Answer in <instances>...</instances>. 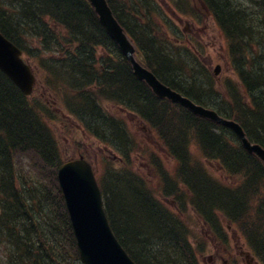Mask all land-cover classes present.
Here are the masks:
<instances>
[{
    "label": "trees",
    "instance_id": "1",
    "mask_svg": "<svg viewBox=\"0 0 264 264\" xmlns=\"http://www.w3.org/2000/svg\"><path fill=\"white\" fill-rule=\"evenodd\" d=\"M201 1L223 30L232 57L241 47L250 50L249 42L260 45L264 41L261 35L264 0ZM122 2L123 7L128 5V11L120 13L112 5V12L135 41L141 62L164 84L238 122L248 140L264 148V118L260 116L264 104V74H259L261 53L255 54L249 63L251 75L242 76L250 88V100L258 108L256 112L240 101L232 89L235 83H226L227 98L202 86L197 79L200 71L184 59L180 49L165 43L163 31L153 19L150 0ZM75 3L76 0L24 3L27 12L35 13L38 20L45 13L56 12L60 16L56 20L47 17L54 21L51 38L60 43V56L66 58H51L46 66L53 82L60 81L67 109L95 137L117 145L130 160L131 153L137 149L136 138L123 117L117 112L111 115L103 107L105 101L120 103L134 110L152 130L156 122L160 129L155 135L176 161L171 174L155 151L151 153V148L147 151L151 159H157L153 164L157 187L135 172L129 163L117 169L110 161L106 163L99 183L109 224L120 244L137 264H195L191 259L188 226L159 200V195L173 202L181 197L178 208H184L188 202L205 220L218 225V214L224 215L264 263V162L247 152L231 129L155 97L145 83L141 85L136 80L124 60H117L119 51L103 28L95 19L87 21ZM80 3L92 16L89 5ZM142 3L150 7L143 9ZM10 7L11 0H0V15L9 16ZM41 23L43 26L8 25L0 30L24 51L23 36L28 33L44 37L41 49L51 50L47 45L51 39H46L50 32ZM97 45L108 48L114 55V59H102L101 68L94 59ZM56 63L60 64V73L51 68ZM156 118L163 120L157 122ZM50 119L52 114L43 104L21 95L0 71V166L8 162L0 168V248L3 249L0 264H81L56 181V168L63 157L49 126ZM203 132H209L212 138L205 136V141ZM215 139L220 143L214 144ZM23 155L34 160L31 168L19 173L13 164L17 160L22 162ZM203 159L219 165L230 182L211 172ZM231 200H240L245 209L233 205Z\"/></svg>",
    "mask_w": 264,
    "mask_h": 264
},
{
    "label": "water",
    "instance_id": "2",
    "mask_svg": "<svg viewBox=\"0 0 264 264\" xmlns=\"http://www.w3.org/2000/svg\"><path fill=\"white\" fill-rule=\"evenodd\" d=\"M110 36L117 42L122 53L130 60L134 74L146 81L157 97H166L173 102L189 107L196 114L208 117L223 125H230L242 146L255 152L264 160V149L250 143L241 126L234 121L218 117L213 110L194 104L188 98L164 88L150 71L138 64L133 46L126 40L122 28L114 20L103 0H91ZM0 68L16 81L23 92L30 91L32 76L19 60L18 51L0 38ZM58 181L65 199L67 211L84 264H134L113 235L105 216L99 188L90 165L82 158L68 161L58 168Z\"/></svg>",
    "mask_w": 264,
    "mask_h": 264
},
{
    "label": "rangeland",
    "instance_id": "3",
    "mask_svg": "<svg viewBox=\"0 0 264 264\" xmlns=\"http://www.w3.org/2000/svg\"><path fill=\"white\" fill-rule=\"evenodd\" d=\"M161 1H162V4H165L167 7H170L172 9V12H174L175 14L181 12V15H180L181 18L179 19L177 18L178 14L176 15V18L173 17V15L171 14L170 8L163 9L164 15L166 16V19L168 20V23H169L167 24L171 27L170 29H167L166 26L168 25L164 24L162 26V28H164V32L167 35L168 42L173 46L184 45L183 43L179 41L181 40L185 43L196 46L199 50L198 52L199 55H197L198 60H201L204 65L208 66L209 68L208 71L210 72L211 76L214 77V80L218 78V81L216 80V84L218 86L221 87L220 81H223L226 78H231L233 84L235 82H239L241 77H236V76L230 77L229 75L231 73V67L229 66V61L226 55V45H227L226 40L223 37H221V34L219 32L220 30L219 28L215 27L216 25L213 22V20L207 14H205V12L204 14H201L200 12L201 16L195 13V14H192L194 18L189 19L188 16H185L186 18L183 19L184 17H183L182 11H176L175 8H173L167 0L165 1L167 2L168 5L163 0ZM188 2L190 5H193V1L191 2L190 0H188ZM196 12L199 13L198 10H196ZM171 30H173L174 34L170 32ZM175 39H179V40L177 41ZM250 50L252 49L250 48ZM190 55L192 54L190 53ZM216 65L218 66L219 71L218 73H216V76H213L214 74L213 69H215ZM247 67L250 69V65H247ZM37 73H38L37 76L40 79L41 84L43 85V90H39V91L43 92V94L47 96L49 90H47L46 88V85L43 79V72L42 70L37 69ZM261 73L264 74V70H261V72L259 71V74ZM199 74L200 76L205 78L204 71H200ZM239 88H240V91L242 92L240 86ZM232 89L234 92H236L235 87ZM255 90H258V89L256 88L254 89V91ZM49 97L51 98V101H54L55 104L57 103L58 98L56 97V95H52ZM242 99L244 103L247 102L246 96H244V98ZM61 118H62L61 122H60V118L57 121V125H60V128L59 126L58 128L55 127V132L57 133L58 137L61 139L60 148L63 152L62 155L70 156L72 154L71 153L72 150L68 144L69 140L71 142L74 140L76 142H79V146L82 152L92 161V167L95 173L97 171H101L102 169V155H105L109 159H110V156H112V154L120 155L118 151L113 150L111 147L110 148L112 151L103 150L104 146L102 145V143H100L94 137L84 134L81 128L78 126V123L74 119L67 118L64 116H62ZM129 125L131 126L130 129L132 130V132L137 137H139L140 140L143 141V140L150 139L155 144L154 138L150 135V133H147L145 130H143V128L139 127L137 121L133 119L131 120V124L129 123ZM62 129L65 132H67L72 138H66L63 135H60V131H62ZM137 156L138 154H136L135 156L133 155V162H134L133 164H134L135 169H138L139 172H141L144 176L152 180V178H150V173L148 169L145 167L144 159L137 158ZM163 159L165 160V164L167 165V168L168 167L172 168L173 161L165 153L163 154ZM118 164H119L118 162H115L116 166ZM209 166H211L209 169L214 174L218 173L220 174L219 177L223 176L222 170L219 167H215V164H209ZM187 213H189L191 216L187 215L186 219L194 227V229L191 228V234L197 235V236H203V239L206 240L204 247H203L204 260H202V257H201V263L209 264V261L214 259L211 255V253L213 252V246L208 241L209 236L205 232V228L203 227L202 223H200L198 217L191 211V209H188ZM223 224L224 226H226V231L229 232L230 234L231 226L224 220H223ZM230 238H231L232 244H235V241L238 240V239L235 240L233 233L230 235ZM240 242L242 243L241 239H240ZM206 257L209 259V261L205 259Z\"/></svg>",
    "mask_w": 264,
    "mask_h": 264
},
{
    "label": "bare ground",
    "instance_id": "4",
    "mask_svg": "<svg viewBox=\"0 0 264 264\" xmlns=\"http://www.w3.org/2000/svg\"><path fill=\"white\" fill-rule=\"evenodd\" d=\"M28 1L29 0H23V1H21V0H11V7H10V11H9V16L3 15V14L0 15V28H3V27L4 28H7L8 25H10V26H14V25H25V26H28L29 24L32 27L33 26V23L34 24H37V25L43 26V23H41V21H42V22H44L47 25V28H48V30L50 32V34L47 35L48 37H46V39H47V41L51 39L50 44H47V45L50 46V49L51 50L41 49L42 46H43V44H44V43H42V41L44 40V37H42V36H40L38 34H35V33H32V34L28 33V35L23 36L24 39H25V41H24L25 44L23 43L25 45V48H32L34 51L43 54L45 56V58L47 59V61L48 60H51V58H54L56 60H61V59L66 58L65 56H60V50H59L60 43H58L56 40L54 42V39L51 38V33L53 31L52 27L54 26V21L51 18H53V19L56 20L60 16L57 17L56 16V12L51 13V14L45 13V16L43 18H41L40 20H38L37 15L35 13H29L25 9L24 3L28 2ZM103 1L105 2L106 6L110 10L111 15L114 18V20L122 28V32H123L126 40L131 45L135 46L136 51L133 54V57H134L135 61L138 64H140L142 67H144L145 69H147L148 71H150L152 74H154L152 72V70L148 66H146L145 64H143L141 62L140 56H139V54L137 52V46H136L135 41L132 40V38H131L130 34L128 33V31L120 24V22L118 21L117 17L112 12V5H113V8L116 11H119L120 13H123V12L128 11V8H126V7H128V5L126 7H123L122 0H110V2H108V0H103ZM232 1L233 0H231V2ZM80 2H86L89 5V7L93 11L92 16H90L88 14V11H87L86 7H84ZM75 4H78L79 11L81 13H83V14L86 15L87 21L90 22L91 21V18L96 20V23L103 28V30L106 32V34L109 37V39L114 43V45L118 49L117 42L110 36V34L108 33V31L106 30L105 26L103 25L102 20L100 19L99 15L97 13V8L94 7V5L92 4L91 0H76V3ZM228 4L231 5V3H228ZM147 7H150V5L147 4V3H142L141 4V8L145 9ZM4 9H5V7L3 6V10ZM48 15L51 18L50 17H47ZM87 21H86V23H87ZM0 33L2 35H4V37H6V39L8 41L14 43L11 39H9L7 36H5V34L1 30H0ZM257 50L260 51L261 48L260 49H257ZM118 51H119V54L116 57V58H118L117 60H124L126 62V64H128V66L130 67L131 71L134 73L133 67H132V64H131L130 60L124 54H122L119 49H118ZM258 51L249 50V47H241L237 51L236 55L235 56L233 55V57L230 55V53L228 51H226V55H227V58H228V61H229V66L231 67V73L229 74L230 77H234V76L241 77V82H242L241 90H242V92L240 91V88H238V87L235 86L236 95L239 96V98L241 100H243L242 98H244V96L249 97V99H251V95H250V91H249L250 88L244 82V80L242 79L243 78L242 76L249 77L251 75V72H250L249 68L247 67V65H250L249 63L253 60V57H254L255 54L261 53L260 56H259V61L261 60V63H260V67L259 68L260 69H264V49L261 50L260 52H258ZM180 52H181L182 56L187 61L191 62L194 65V67H195L196 70L204 71V73H210L208 71V69H209L208 66L207 65H204L201 60H198V58H197V55H199L198 52L192 51L193 57L187 55L186 53H184L181 50H180ZM39 56H41V55H39ZM106 58L114 59V55H113L112 51H110V50H108V48H106V47L104 48V47H102L100 45L95 46V48H94V59L96 60V66L98 68H101L102 67V59H106ZM262 60H263V63H262ZM51 68H54L53 70L56 73L57 72L60 73V64H58V63L53 64V67L51 65ZM213 70H214V73H218V71H219L218 66L216 65L215 69H213ZM6 77L17 88V90L21 93V95H23L24 97H26L25 96V93L18 86V84L16 83V81L14 79H12L11 77H8V76H6ZM135 77H136V80L138 82H140L141 85H143L144 83H146L145 80L137 77V75H135ZM51 83L53 85H55L56 87H60V81L59 80H57V81L54 80V82H53V78H52V82ZM141 85L140 86L138 85V86L141 87ZM138 86H136V87L139 88ZM229 86H231V84H229ZM164 88H167L170 91H173L175 93L182 94L179 91H177L174 87H172V86H170L168 84H164ZM39 104H41V105L43 104L44 107L47 110H49L50 113L51 112L58 113V111H59V108L57 106H51V105L45 104V103H39ZM180 106L184 107L185 109H187L188 111H190L194 115H197L199 117L206 118V119H208V120H210V121H212L214 123H217L219 125H222L223 128H227V129H231L232 130V128H231L230 125H223V124H221V123H219V122H217L215 120H212V119H210L208 117H205V116L196 114L189 107H187L185 105H180ZM246 106H247V108L249 107L250 109H253L256 112L258 111V108L255 107L256 105H254L251 100H249V103H246ZM260 116H261V118H264V104H262V106H261ZM218 117L221 118V119H224V120L236 122L235 120H233V119H231L229 117H225V116H221V115H218ZM132 118H134V119H141L140 116L134 110H129L128 113L126 114V116L124 117V119H125L124 121L130 120ZM242 118H245V116H243ZM248 118H249V116H248ZM156 120H158L157 122H159V121L161 122L163 120V118H156ZM48 123H49V121H48ZM129 123L131 124V121H127V123H125V125H126L127 128H130L131 127L129 125ZM236 123H238V122H236ZM159 129L160 128L156 126V122L154 124L153 130H152V128L148 124H145L144 125V130L146 132H149V131L157 132V131H159ZM233 133L235 134L234 131H233ZM203 135H204L203 136V139L204 140H205V136L206 137H209V138H212V136L210 135L209 132H203ZM235 136H236V134H235ZM59 142H60V140H59ZM217 143H220V142L217 139H215L214 144H217ZM260 147H263V146H260ZM249 153L254 154L258 159H261V157L258 156L255 152H249ZM7 164H8V162L7 161H4L2 163V165L0 166V168L3 167V166H5V165H7ZM177 199L178 200L174 201V205L175 206H180L179 204L182 202L180 200L181 197H179ZM231 203H233V205H235V206L237 205L242 210L245 209L244 204L240 200H238V201L237 200H231Z\"/></svg>",
    "mask_w": 264,
    "mask_h": 264
},
{
    "label": "flooded vegetation",
    "instance_id": "5",
    "mask_svg": "<svg viewBox=\"0 0 264 264\" xmlns=\"http://www.w3.org/2000/svg\"><path fill=\"white\" fill-rule=\"evenodd\" d=\"M235 248V253L233 254L232 252H229L225 249V251L227 252V255L229 258H233V263L230 264H236V260H242L241 264H255L253 263V260H251L248 255L245 256L242 247L240 245H234ZM214 255L216 256L217 260H221L222 264H227L226 263V259L224 258V256L218 251L216 250L214 252ZM235 255V256H233Z\"/></svg>",
    "mask_w": 264,
    "mask_h": 264
}]
</instances>
